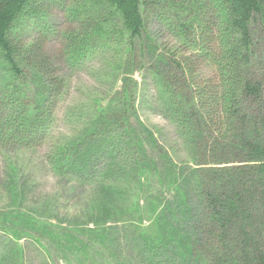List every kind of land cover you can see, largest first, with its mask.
I'll return each instance as SVG.
<instances>
[{
    "label": "trees",
    "instance_id": "trees-1",
    "mask_svg": "<svg viewBox=\"0 0 264 264\" xmlns=\"http://www.w3.org/2000/svg\"><path fill=\"white\" fill-rule=\"evenodd\" d=\"M58 2L72 24L49 53L38 20L52 2L0 0V149L47 143L45 163L62 182L55 196L31 195L26 169L8 164L0 264H33L24 237L45 264H264V0ZM27 17L31 36L21 32ZM150 18L174 44L149 35ZM109 50L120 55L118 85L64 115L69 131L52 139L65 89L57 65ZM136 72L151 81V107L187 163H172L139 119ZM67 185L90 191L69 214L59 203Z\"/></svg>",
    "mask_w": 264,
    "mask_h": 264
},
{
    "label": "rangeland",
    "instance_id": "rangeland-1",
    "mask_svg": "<svg viewBox=\"0 0 264 264\" xmlns=\"http://www.w3.org/2000/svg\"><path fill=\"white\" fill-rule=\"evenodd\" d=\"M52 7L45 12V18L38 20L40 25L47 34L46 50L47 52H56L61 48V33L71 26L66 13L59 4L58 0H50ZM74 0H66L65 7L72 5ZM40 7V6H39ZM42 7H40L41 10ZM30 17L25 18L20 23L21 32L27 36H31V27L28 25ZM32 19V18H31ZM28 25V26H27ZM149 35L154 38L159 44L165 43L174 44L172 33H170L163 23L156 18H150L147 22ZM116 47V46H115ZM111 47V48H115ZM110 48V49H111ZM116 49V48H115ZM120 55H114L110 50L102 57L98 55L96 58L90 60L89 63L81 67H66L62 62L57 65V73L63 79L64 92L58 105L59 123L57 124L53 137L57 138L61 134H67L69 130L65 127L64 115L68 116L70 113L79 114L86 111V107L92 103L96 98L105 97L108 94L111 86H117L115 82L118 75L114 72V63L118 60ZM122 65L125 64L124 55L121 54ZM125 70V68H124ZM140 84V92L142 93L139 99L138 116L141 122L152 131L153 136L156 138V143L168 152L172 163L179 165L185 164L189 161L186 149L181 144V140L175 135L173 126L167 120H164L155 110L151 107L150 101L153 97V86L151 81L146 77L145 72H136L133 75ZM150 105V106H149ZM64 122V123H63ZM67 131V132H66ZM48 144L45 143L38 149H20V150H4L0 149V209L9 207L6 201V193L3 187V174L6 171L8 164L12 166L22 165L26 169V173L30 175V180L33 181L31 187L27 190L32 194L55 196L61 186L59 179L53 175L49 165L45 163L44 154L47 151ZM14 148V147H13ZM9 151V152H8ZM4 179H6L4 177ZM68 187V185H67ZM68 187L66 190L60 192V206L63 208V213H73L79 210L83 205L85 206L89 200L88 193L90 191L79 190L78 194L73 193ZM168 192L162 196L166 198ZM29 197V196H28ZM69 198V199H68ZM195 200L189 201V204H194ZM10 208V207H9ZM196 212L193 211L191 216H195ZM63 221H84L83 217H75L73 220L63 214H58ZM21 243L25 247L27 260L33 264H45L41 257L40 250L29 240L24 237ZM48 264V263H47ZM59 264H64L59 262Z\"/></svg>",
    "mask_w": 264,
    "mask_h": 264
}]
</instances>
